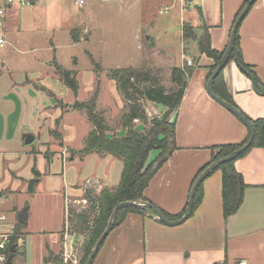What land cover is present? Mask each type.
<instances>
[{
	"label": "crops",
	"instance_id": "1",
	"mask_svg": "<svg viewBox=\"0 0 264 264\" xmlns=\"http://www.w3.org/2000/svg\"><path fill=\"white\" fill-rule=\"evenodd\" d=\"M53 1L55 0H44L31 6L15 3L7 9L2 26L6 44L0 49V77L3 75L2 71L7 69V57L10 52L35 51L36 36L45 33L40 14L49 16L54 8ZM243 1L189 0L185 8L187 10L184 9L181 14L180 29L183 23H188L194 27L196 35H199L201 27L205 26L211 46L222 51L228 43L234 16ZM136 2L139 3L141 11L154 10L161 4L174 6L176 3L182 7L180 0H132L127 6H132ZM238 36L244 63L251 66L260 82L264 84V0H256L248 10L238 26ZM49 40L51 42V39ZM136 40L141 43L140 35ZM150 41L151 38L147 35L144 42ZM190 41L193 43L192 54L186 56L182 51L181 62L174 65L182 66L186 58L190 56L195 58L194 64L191 62L188 65L195 66L187 78L182 99L174 118L172 117L175 120L176 149L155 171L144 189V196L150 202L172 215L178 214L187 202L193 177L210 160V147L217 144L240 143L248 131L242 122L207 94L205 85L213 60L200 54L193 40L182 41L183 49ZM155 44L154 42L153 45ZM187 48H189L186 49L187 53H190L191 47ZM52 50L54 52V46ZM53 59L47 61L48 64L51 62L52 67ZM222 76L235 105L252 119L264 118V94L254 89L251 78L239 68L235 60L226 63L222 69ZM35 80L37 79L30 77H26L22 83H13L9 80L4 89L13 90L26 84L36 91H48ZM112 87L114 99L116 86ZM99 91V88L95 89L96 98ZM44 108L46 106L42 107L41 111ZM107 133L115 134L110 127ZM58 137L65 144L60 157L65 163L77 161V167L84 174V179L74 185L67 195L64 194L63 218L55 229L28 231L25 227L29 221V215L27 216V223L21 228L22 236L11 264H26L27 251L25 252L22 238L29 235L37 240L36 263L53 264V259L44 261L48 251L59 255L62 250L55 251L58 243L61 248L65 247L63 250L71 249L80 237H84L68 229H65L63 235H59L58 231L62 225H67L66 201L72 199V196L83 197L85 189H92L96 193L102 188L113 189L120 180L122 161L119 158L109 153L92 152L82 155L77 151L83 147L85 137L78 149L67 145L62 135ZM70 150L76 152L71 155ZM157 153V150H151L148 161L153 160ZM234 165L242 177L243 186L241 203L233 214L226 218L223 216L221 172L213 170L202 181L201 202L184 222L166 225L159 222L150 211L145 216L127 213L121 223L110 230L91 264H215L233 262L241 258L252 264H264V147L251 148L237 158ZM13 177L21 180L19 182L22 184L21 190L25 188V191H28L27 182L31 178H23L17 173H13ZM2 190L1 198L2 194L15 191L10 185ZM12 210L17 221L21 207L15 204ZM0 211L5 213L1 209Z\"/></svg>",
	"mask_w": 264,
	"mask_h": 264
},
{
	"label": "rangeland",
	"instance_id": "2",
	"mask_svg": "<svg viewBox=\"0 0 264 264\" xmlns=\"http://www.w3.org/2000/svg\"><path fill=\"white\" fill-rule=\"evenodd\" d=\"M129 1L132 0H82V3L55 0L49 16L40 14L45 33L36 36L35 51L8 54L7 69L0 77V191L9 185L15 191L2 194L0 199V209L5 212V223L8 224L0 225L1 230L13 231L16 215L12 206L15 204L21 209L28 207L29 221L25 226L28 231L53 230L60 225L64 194L81 183L84 174L78 169L77 161L65 163L60 157L65 144L58 136L62 135L67 145L78 149L91 128L84 110L74 108V104L88 100L99 88L95 109L102 113L115 135H124L123 115L128 112L130 102L117 88L112 98L115 83L109 76L110 69L144 65L151 72L149 84L158 83L164 87L165 93H169L173 87L171 69L181 62L182 51L186 56L192 54V41L183 49L180 34L181 14L186 7H179L176 3L174 6L161 4L154 10L141 11L138 2L127 6ZM72 29L77 30L78 42L73 41ZM138 35L141 43L136 40ZM147 35L151 38L148 44L144 42ZM187 47H191L189 54ZM52 58L76 77L78 88L75 94L63 83L51 62L47 63ZM189 58L194 64L195 58ZM95 64L99 67L96 68ZM26 77L37 79L35 81L48 91H36L26 84L13 90L4 89L9 80L22 83ZM138 102L148 119L145 126L149 118L161 116L167 110L165 105L148 99L142 98ZM131 124L139 130L145 127L138 119H133ZM24 134H31L32 141L26 143ZM33 165L40 173V181L31 194L25 188L21 190V180L14 178L13 173L32 178ZM82 198L72 196L66 201L68 207L77 210L85 207L87 203ZM65 229L70 231L68 224L62 225L58 231L60 236ZM84 238L80 237L73 248L67 249V252L72 250L67 264H73L71 260L74 258L77 260L75 264L79 263ZM22 244L27 251L26 264H38L37 240L29 235L22 238ZM60 246L58 243L55 251L62 250L59 256L63 258L65 247ZM66 262L62 259V264Z\"/></svg>",
	"mask_w": 264,
	"mask_h": 264
},
{
	"label": "trees",
	"instance_id": "3",
	"mask_svg": "<svg viewBox=\"0 0 264 264\" xmlns=\"http://www.w3.org/2000/svg\"><path fill=\"white\" fill-rule=\"evenodd\" d=\"M247 1L248 0L243 1L234 16V21ZM201 30V33L196 35L194 27L188 23H183L181 26V38L183 42L189 40L195 41L198 52L213 60V65L210 67V75L220 61L225 48L222 51L214 49L211 46L207 28L202 26ZM72 34L73 40L78 41L79 37L77 36L76 29L72 30ZM234 47L236 49V58L232 51L228 61L232 59L235 60L239 68L251 78L254 89L258 93L264 94V84L260 82L251 66L245 64L242 59L239 48L238 27L234 36ZM52 64L55 72L60 76L63 83L75 94L78 88L76 77L70 70L63 68L54 59ZM186 65L174 66L171 69L173 87L169 93H165L164 87L158 83L149 84L152 80L151 72L150 69L144 65L138 68L129 66L109 70V76L114 81L116 88L123 94L124 98L130 102V104H128V112L123 115L122 127L125 130L124 135H108L107 131L109 130V125L102 113L95 109V94L86 101L74 104V108L84 110L86 119L92 127L84 139L83 147L77 152L82 155L92 152L109 153L122 161L120 180L115 188H102L98 193L92 189H85L83 192V199L86 200L87 203L85 207L77 210L76 208L67 206V224L69 225L70 231L80 233L85 237L82 244L83 256L78 264H85L91 248L105 228L110 212L116 203L123 200H142L155 206L144 196V189L147 187L155 171L166 162L170 154L176 149L175 120L172 119V117L174 118V113L180 104L186 87L187 78L193 70V65ZM95 67L97 68L99 65L95 64ZM212 91L223 100L238 108L228 93L222 76V70L213 81ZM142 98L163 104L167 107V110L161 116H152L149 118L148 125L142 130H139L137 127L131 126V121L133 119H138L141 121L142 125H146L148 121L144 108L138 102L139 99ZM171 113L173 114L171 115ZM244 115L250 120L254 128L252 144L236 158L220 163L215 169L221 172L222 213L225 218L233 214L241 203V188L243 182L240 173L236 170L234 165L236 159L243 156L253 147H264V118L252 119L246 114ZM248 135L249 132L247 131L246 137L240 143H226L211 146L210 160L197 171L191 181V186L207 165L237 149L247 140ZM151 150H157L158 153L153 160L148 161L149 152ZM75 152L76 151L70 150L71 155ZM154 164H156L155 168H153ZM32 173L34 177L27 182V190L31 194L34 192L35 186L40 179V173L34 166L32 167ZM238 186L240 187L239 193L237 192ZM201 198L202 182L196 188L193 197L192 212L201 202ZM186 204L187 202L182 210L175 215L169 214L157 206L155 207L158 208L165 218L174 220L184 213ZM130 212L145 216L148 211L139 207L124 206L118 210L113 222V227L121 223L125 215ZM150 212L152 211L150 210ZM22 227L23 224L16 221L13 226V231L8 237L5 250L6 257L9 255V248L11 245L15 244L17 249L18 241L22 236ZM52 259L53 264H62V257L48 251L44 261Z\"/></svg>",
	"mask_w": 264,
	"mask_h": 264
},
{
	"label": "water",
	"instance_id": "4",
	"mask_svg": "<svg viewBox=\"0 0 264 264\" xmlns=\"http://www.w3.org/2000/svg\"><path fill=\"white\" fill-rule=\"evenodd\" d=\"M254 2H255V0H248L247 3L242 8V10L240 11V13L238 14V16L236 17V19L232 25L231 31H230L228 43H227V45L223 51L221 59L218 62V64L215 66V68L213 69L211 74L209 75V77L206 81V85H205V89H206L207 94L213 100H215L218 104H220L222 107L227 109L230 113H232L240 122H242L246 126V128L249 132L247 140L241 146H239L237 149L233 150L228 155H226V156H224V157H222V158H220L214 162H211L209 165H207L201 171V173L197 176V178L193 182L192 186L190 187L189 195L187 198L186 209H185L184 213L177 219L169 220V219L165 218L160 213L158 208H156L155 206H153L152 204H150L147 201L123 200V201L116 203L110 212V215L108 217L105 228L100 233V235L96 239L93 247L91 248V251L87 257L85 264H91L92 263V260H93L94 256L96 255L100 245L102 244V242L104 241V239L106 238V236L108 235L110 230L112 229L115 216H116V214L120 208H122L124 206H134V207H139V208L145 209L147 211L151 210L154 213V215L156 216V219L163 224H166V225L180 224V223L184 222L192 213L193 197H194L196 188L206 178V176H208L213 170H215L220 163L236 158L240 153L245 151L252 144L253 137H254V128H253L252 123L250 122L249 119L246 118V116L238 108H236L232 104L228 103L227 101L223 100L218 95H216L212 91V84H213L215 77L219 74V72L224 68V66L228 62L230 54L232 51L234 52V57L236 56V49L234 47L235 32H236L237 27L239 26L241 20L246 15L248 10L250 9V6ZM171 115H172V113H171ZM32 139H33V136L31 134H24V141L26 143L31 142ZM155 167H156V164L153 165V168H155ZM237 192L238 193L240 192L239 186L237 188ZM27 210H28V207L25 206L17 214V222H19L20 224L24 225L27 223V216H28ZM15 251H16V245L13 244L9 248V255L6 259V264L12 263V259H13V256L15 254Z\"/></svg>",
	"mask_w": 264,
	"mask_h": 264
},
{
	"label": "built area",
	"instance_id": "5",
	"mask_svg": "<svg viewBox=\"0 0 264 264\" xmlns=\"http://www.w3.org/2000/svg\"><path fill=\"white\" fill-rule=\"evenodd\" d=\"M43 1L44 0H0V49L3 48L6 44V38L2 31V26H3L4 18L6 16L7 9L15 3H18L19 5H22V6H31L35 3H39ZM180 1H181L182 7H186L189 3V0H180ZM78 2L81 3L82 0H79ZM159 12H162V10H160ZM185 63L187 65H190L191 59L186 58ZM6 220H7V216L5 215V213L0 211V225H8L7 223H5ZM9 231L10 230L8 229L7 230L0 229V264H6L7 257H6L5 250L7 247V241H8V237L10 234ZM70 254H72V250L71 252H67V249L64 250L63 258H62L64 259V262H66L67 259L70 258ZM71 261L73 264L77 263V260L75 258L72 259ZM215 264H252V263H250L245 258H241L233 262H216Z\"/></svg>",
	"mask_w": 264,
	"mask_h": 264
}]
</instances>
